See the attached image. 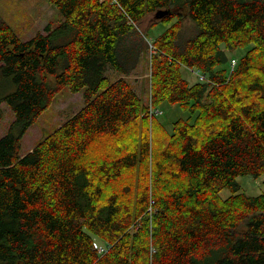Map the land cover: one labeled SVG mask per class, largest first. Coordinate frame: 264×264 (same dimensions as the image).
<instances>
[{
  "label": "trees",
  "instance_id": "16d2710c",
  "mask_svg": "<svg viewBox=\"0 0 264 264\" xmlns=\"http://www.w3.org/2000/svg\"><path fill=\"white\" fill-rule=\"evenodd\" d=\"M50 1L59 23L28 40L0 13V264H264V191L237 179L264 174V0ZM66 87L85 105L23 153ZM164 102L190 113L172 131Z\"/></svg>",
  "mask_w": 264,
  "mask_h": 264
},
{
  "label": "rangeland",
  "instance_id": "374dc122",
  "mask_svg": "<svg viewBox=\"0 0 264 264\" xmlns=\"http://www.w3.org/2000/svg\"><path fill=\"white\" fill-rule=\"evenodd\" d=\"M0 13L10 22L18 35L25 40L40 32H45L46 27L49 25L55 27L60 21L59 14L50 0H0ZM166 28L163 24L158 25L155 29L150 30L149 34L155 37ZM141 30L146 31L144 26ZM188 32V35H193L191 25H189ZM248 49L249 47L238 48L231 54L236 58H240L245 55ZM147 63V59H145L131 78L135 82L137 91L144 98L149 97V71L147 70ZM182 72L184 77L192 83L196 82L199 78L196 68L185 66ZM6 85L9 87L6 88ZM15 89L16 84L13 79L5 76L0 77V92H13ZM84 105L85 98L82 92L73 93L70 87L64 88L56 101L22 135V152L26 153L30 151L47 133L64 123ZM160 108L163 113L158 114L159 118L170 131H172L176 120L180 118L185 119L190 116L189 111L182 109L179 104L164 102ZM14 119L15 116L10 107L6 103H2L0 105V137L8 131L9 125ZM237 179L241 185V192H245L248 195H258L264 191V174L260 176L252 174L240 175ZM232 194L231 188H225L221 191L222 198H228Z\"/></svg>",
  "mask_w": 264,
  "mask_h": 264
},
{
  "label": "built area",
  "instance_id": "2783aa9c",
  "mask_svg": "<svg viewBox=\"0 0 264 264\" xmlns=\"http://www.w3.org/2000/svg\"><path fill=\"white\" fill-rule=\"evenodd\" d=\"M112 2H118V0H112ZM131 23H135L131 18H129ZM151 52L154 51L153 45L151 44ZM237 63V58H232L231 62H230V66L231 69H234L235 65ZM196 73L199 76V80L200 81H210V79L208 78L207 74H205L202 70L200 69H196ZM152 112L154 113H162V110H160L159 108L152 110ZM96 248L98 249L99 253H104L108 250V246H106L105 244L99 243L95 245Z\"/></svg>",
  "mask_w": 264,
  "mask_h": 264
},
{
  "label": "water",
  "instance_id": "95a60500",
  "mask_svg": "<svg viewBox=\"0 0 264 264\" xmlns=\"http://www.w3.org/2000/svg\"><path fill=\"white\" fill-rule=\"evenodd\" d=\"M168 13H170V12H167L165 10H162V11H158L156 15L159 18V17H162V16H164V15H166Z\"/></svg>",
  "mask_w": 264,
  "mask_h": 264
},
{
  "label": "crops",
  "instance_id": "0c3cea01",
  "mask_svg": "<svg viewBox=\"0 0 264 264\" xmlns=\"http://www.w3.org/2000/svg\"><path fill=\"white\" fill-rule=\"evenodd\" d=\"M31 149H32V148H31ZM31 149H30V150H31Z\"/></svg>",
  "mask_w": 264,
  "mask_h": 264
}]
</instances>
